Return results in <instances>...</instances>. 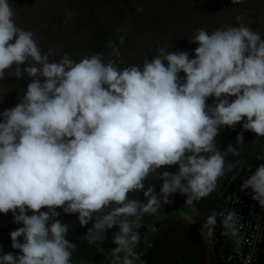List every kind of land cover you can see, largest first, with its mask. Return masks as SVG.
Here are the masks:
<instances>
[{
    "label": "clouds",
    "instance_id": "9594fccd",
    "mask_svg": "<svg viewBox=\"0 0 264 264\" xmlns=\"http://www.w3.org/2000/svg\"><path fill=\"white\" fill-rule=\"evenodd\" d=\"M14 2L0 0V81L15 66L31 82L0 112V214L22 225L9 234L16 251L0 245V264H71L78 244L62 215L91 223L93 240L114 230L111 255L144 264L133 251L143 217L177 195L188 204L207 197L228 153L238 154L218 147L222 131L239 125L237 144L245 132L264 137V36L240 23L197 29L191 53L160 48L123 68L95 54L53 62L17 25ZM240 191L264 210V163ZM238 220L230 211L222 225L236 235ZM216 226L210 215L202 227L211 237Z\"/></svg>",
    "mask_w": 264,
    "mask_h": 264
},
{
    "label": "crops",
    "instance_id": "0c3cea01",
    "mask_svg": "<svg viewBox=\"0 0 264 264\" xmlns=\"http://www.w3.org/2000/svg\"><path fill=\"white\" fill-rule=\"evenodd\" d=\"M14 10L17 25L34 33L41 52L49 54L53 62L67 58L78 62L95 54L105 63L110 58L122 57L130 66L145 57H155L160 48L191 53L198 46L189 42L197 29L211 33L240 23L264 36V0H15ZM237 17L243 20L238 21ZM190 58L193 57L190 55ZM7 72L9 77L0 81V112L14 107L31 82L26 75L17 79L15 66ZM211 102L210 98L208 103ZM240 131L237 125L234 131L226 128L217 137L221 150L231 144L238 154L228 153L225 175L218 179L212 193L191 204L177 195L172 206H164L155 215L143 217L136 247L152 239L153 245L145 257L148 264H216L211 237L202 226L208 216L216 215V228L219 227L216 207L224 180L231 173L243 172L264 142V137L245 132L244 143L237 144ZM230 163L236 167L228 171ZM61 219L71 225L68 238L78 244L71 264H106L102 252L107 245L115 247L114 230L103 241L99 237L93 240L87 233L91 223L81 227L75 215H62ZM152 225L157 228L154 234L150 233ZM20 226L13 223L11 213L0 214V245L4 252L16 251L11 248L9 234ZM260 250L258 264H264V240Z\"/></svg>",
    "mask_w": 264,
    "mask_h": 264
},
{
    "label": "built area",
    "instance_id": "2783aa9c",
    "mask_svg": "<svg viewBox=\"0 0 264 264\" xmlns=\"http://www.w3.org/2000/svg\"><path fill=\"white\" fill-rule=\"evenodd\" d=\"M106 63H112L118 68L129 66V62L122 57L110 58ZM261 163H264V142L261 144L259 154L245 165L243 172L231 173L224 180L220 200L216 207L220 225L210 239L215 249L216 264H258L261 259L260 246L264 240V210H261L258 204L251 199L250 191L248 193L240 191L242 179L249 176ZM237 197H239V202ZM230 211H235L239 217L236 235H232L222 225L223 216ZM153 228L156 231H153ZM156 232L157 228L152 225L150 233ZM152 245L153 241L150 239L145 245L133 249L144 264H148L145 257ZM111 249L109 245L103 249L104 261L106 264H119L116 257L111 255ZM119 255L122 259L125 254L120 253Z\"/></svg>",
    "mask_w": 264,
    "mask_h": 264
}]
</instances>
